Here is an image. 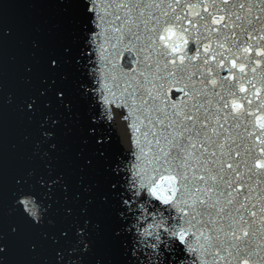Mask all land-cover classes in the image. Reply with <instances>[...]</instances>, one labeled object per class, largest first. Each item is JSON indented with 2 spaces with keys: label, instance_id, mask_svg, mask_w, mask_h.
Returning a JSON list of instances; mask_svg holds the SVG:
<instances>
[{
  "label": "snow or ice",
  "instance_id": "6c2138e0",
  "mask_svg": "<svg viewBox=\"0 0 264 264\" xmlns=\"http://www.w3.org/2000/svg\"><path fill=\"white\" fill-rule=\"evenodd\" d=\"M60 3L82 142L120 149L94 194L70 48L26 49L0 8V264H264V0Z\"/></svg>",
  "mask_w": 264,
  "mask_h": 264
},
{
  "label": "water",
  "instance_id": "95a60500",
  "mask_svg": "<svg viewBox=\"0 0 264 264\" xmlns=\"http://www.w3.org/2000/svg\"><path fill=\"white\" fill-rule=\"evenodd\" d=\"M0 8L3 9V18L14 32L21 36H26L25 48H30V39L36 38L44 46L56 45L58 48L69 47L70 52L67 54L66 62L61 68V73L66 77L63 84L68 89L66 94L72 102L70 113H65V121L73 130L69 138L73 151H82L84 156L93 159L96 168L89 179V183L94 184L93 193L99 194L105 183L107 172L105 165L108 163L99 157V151H104L106 156H111L119 151L120 145L116 136L113 134L112 142L106 148L103 145H96L94 141L83 143L87 138L90 121V104L87 99H81L77 89V83L82 79L81 71L77 69L74 57L77 54V47L74 42V32L68 23L67 16L63 12V5L60 0H0ZM39 29L37 32L36 29ZM19 49L14 42L8 45L7 56L10 58L19 54ZM14 65L9 59L10 83L14 75ZM72 186L71 190H77L76 179L77 173L71 171ZM58 197L60 193L56 194Z\"/></svg>",
  "mask_w": 264,
  "mask_h": 264
}]
</instances>
